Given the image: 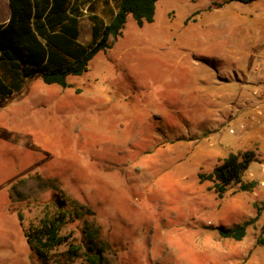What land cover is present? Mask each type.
<instances>
[{
	"label": "rangeland",
	"instance_id": "rangeland-1",
	"mask_svg": "<svg viewBox=\"0 0 264 264\" xmlns=\"http://www.w3.org/2000/svg\"><path fill=\"white\" fill-rule=\"evenodd\" d=\"M116 8L84 7L79 40L90 13ZM68 82L37 74L0 100V264H87L67 243L43 260L29 247L24 232L53 216L75 245L98 228L101 264H264V0H156L152 22L128 14ZM246 151L252 186L219 198L200 175ZM250 219L240 240L217 232Z\"/></svg>",
	"mask_w": 264,
	"mask_h": 264
},
{
	"label": "trees",
	"instance_id": "trees-1",
	"mask_svg": "<svg viewBox=\"0 0 264 264\" xmlns=\"http://www.w3.org/2000/svg\"><path fill=\"white\" fill-rule=\"evenodd\" d=\"M95 0H7L8 19L0 23V100L19 91L30 79L39 74L46 84L69 86L68 77L87 71L93 56L110 47V41L120 35L130 14L141 26L152 22L156 0H117L116 11L107 22L90 13L91 38L89 42L79 41L80 18L83 9L90 8ZM250 2L251 0H238ZM253 158L252 152L241 155L230 153L207 174L201 177L213 182L217 196L221 198L231 184H242V174ZM253 183L242 184L246 189ZM253 219L232 227L217 229L219 236L240 240ZM61 216L43 219L39 225L29 227L24 232L26 242L40 259L57 246L66 244L64 251L67 261L80 257L83 251L87 264L103 262V241L98 238V228L83 232L84 244L67 242L66 236L59 234ZM262 237L257 243H264Z\"/></svg>",
	"mask_w": 264,
	"mask_h": 264
},
{
	"label": "built area",
	"instance_id": "built-area-1",
	"mask_svg": "<svg viewBox=\"0 0 264 264\" xmlns=\"http://www.w3.org/2000/svg\"><path fill=\"white\" fill-rule=\"evenodd\" d=\"M256 94V91L254 92ZM254 121L255 124L257 125H263L264 123V105L263 106H257L255 111H254ZM243 125H241L242 127ZM229 132H235L232 129H229ZM259 167H260V172H261V178L259 179V185L261 187H264V158L262 159V161L259 163Z\"/></svg>",
	"mask_w": 264,
	"mask_h": 264
},
{
	"label": "crops",
	"instance_id": "crops-1",
	"mask_svg": "<svg viewBox=\"0 0 264 264\" xmlns=\"http://www.w3.org/2000/svg\"><path fill=\"white\" fill-rule=\"evenodd\" d=\"M8 17H9V6L7 0H0V23L5 22L8 19ZM79 35H80V25H79Z\"/></svg>",
	"mask_w": 264,
	"mask_h": 264
},
{
	"label": "water",
	"instance_id": "water-1",
	"mask_svg": "<svg viewBox=\"0 0 264 264\" xmlns=\"http://www.w3.org/2000/svg\"><path fill=\"white\" fill-rule=\"evenodd\" d=\"M56 202L58 207H62L63 203L59 200V195H56Z\"/></svg>",
	"mask_w": 264,
	"mask_h": 264
}]
</instances>
